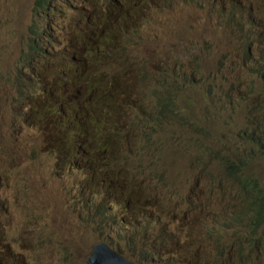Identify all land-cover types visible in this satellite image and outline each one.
I'll use <instances>...</instances> for the list:
<instances>
[{
    "label": "rangeland",
    "instance_id": "rangeland-1",
    "mask_svg": "<svg viewBox=\"0 0 264 264\" xmlns=\"http://www.w3.org/2000/svg\"><path fill=\"white\" fill-rule=\"evenodd\" d=\"M81 1L86 21L110 6L107 0ZM35 2L0 0V264H88L86 254L108 231L147 264H238V254L224 250L245 245L249 231L245 223L224 221L233 204L247 212L252 205L243 203L240 180L229 169L235 165L239 176L257 178L264 189V0H152L143 14L126 12L120 57L108 53V45L102 49L106 40L97 29L77 47L68 42L78 32L71 35L75 12L64 5L63 19L47 28L59 50L41 68L50 59L64 65L69 59L93 71L96 83L99 74L107 77L104 89L98 86L101 102L116 110L117 121L139 124L136 132L153 142L150 153H135L124 171L99 168L98 156L99 185L83 192L87 163L68 165L64 158L57 166L60 148L49 150L50 132L33 125L36 106L17 99L18 93L30 98L45 80L39 70L32 75L40 78L17 79H26L20 66L31 24L44 17ZM94 22L101 28L104 21ZM49 43L42 34L40 45ZM123 58L126 68L134 62L129 72L120 70ZM103 109L105 114L83 112L77 122L110 119ZM52 131L56 139L54 126ZM124 142L112 154L115 164L136 146L128 150ZM142 142L147 149L145 136ZM98 215L103 223L96 225ZM253 263L264 264V255Z\"/></svg>",
    "mask_w": 264,
    "mask_h": 264
},
{
    "label": "trees",
    "instance_id": "trees-1",
    "mask_svg": "<svg viewBox=\"0 0 264 264\" xmlns=\"http://www.w3.org/2000/svg\"><path fill=\"white\" fill-rule=\"evenodd\" d=\"M107 1L110 3V6L105 12L100 14L101 17H91L88 21H86L88 18L86 4H84V2L81 0H36V14L40 13L44 15V17L36 19L31 24V53L28 55V57H26L20 66V72L24 74L26 79L40 78L38 75H32L34 74L35 70H39L41 72V76L45 79L40 83L41 86L39 89L35 88L28 94L30 95V98L25 99V96H22L20 93H18L17 99L20 102H26V107L30 105L36 106L35 114L33 116L35 123L33 125L37 126L40 124L41 126L43 124L42 131L46 130L50 132L48 135H46L45 140V146L49 150H52V147L60 148L59 152L61 153V156H57V166L62 165L59 162L64 160V158L67 159L68 165L87 163L85 167L86 177L83 179L82 187L80 188V191L82 192L87 186L93 187L95 184L99 185L96 172L97 168H94L95 161L98 156H101L99 159V168L124 171V168H127V166L134 163L133 156L135 153L138 152L139 156L144 154L148 155L151 151L150 146L153 143L152 139L146 136L143 131L136 132L138 131L137 128H139L140 125L132 124L128 118L125 120L126 123H122V120H116L117 124L123 130L128 132V135H126L124 139L121 137L116 138L114 143L109 136L113 132H107V135H102L100 132V136L95 134L98 124H102L101 121L97 123L93 122L92 125L88 123L77 122L81 113L84 112L86 114H90L93 110L95 111L96 108L105 114V111L102 107V104L104 103L101 102V97L104 86L106 85L107 77H102L101 74H99V82L96 83L97 79L93 77V71H85L83 64L69 59L64 60L66 63H68V65L58 64L57 59H50V61H48L50 67L48 64H45L43 65L45 69L41 68V64L44 63L47 55L59 50L54 45V35L48 33L51 32V29H49V31L47 28H51L52 20L63 19V15L65 14L63 7L66 3L69 7L68 13L72 10L75 12L72 25L73 31L71 35H74L76 31L78 32L77 35L73 37V39H67L68 42L77 47L86 36L90 35L94 30L97 29L98 34L102 35L106 40L105 44L102 46V49L104 46L108 45V47H110V51L108 53H113L114 57L124 56V40H126V37L128 36V33L124 29V24L127 23L126 12L135 10L138 15L140 11L141 14H143L146 11L147 6L151 4L152 0ZM52 3L54 4L52 5ZM123 11L124 15H121ZM96 20L104 21L101 28H99L97 23L94 22ZM116 20L117 23L112 24ZM65 29H69V26H66ZM42 34L44 38H48L50 40V43L48 44L49 47L40 45V37ZM109 34H113V37L115 38L114 43H112L113 39ZM247 44L250 45L251 43L248 42ZM111 61H108V63ZM118 64L121 66L120 70L124 71L125 69L126 72H129V70L134 66V62H132L126 68L124 66V58L121 61L118 60ZM52 69L55 70L54 73L52 72ZM28 72H31V75H28ZM17 79L20 82L25 80L21 76H18ZM59 85H61V88L56 89V87ZM98 86L102 87L103 89H98ZM107 106L112 108L109 109L110 114L112 113V110L114 113L116 112V110L111 105ZM51 107H53L52 110H50ZM94 118H97L96 114L94 115ZM46 123L49 124L46 125ZM106 123L108 126L103 124L98 130H102L103 132L113 125L111 122ZM52 126L55 128V133L57 136L56 139H52L50 137L53 132ZM129 126L133 127V130H128V128H126ZM154 126L156 125H153L152 127ZM123 133H120V135ZM132 134L138 135L133 138L131 142H129L131 139L130 136H132ZM144 136L149 145L147 149L143 148L144 143L142 141ZM139 137H141L142 140L140 142H138ZM123 140L128 141L123 143L124 146H127V148L128 146L130 147L128 150L132 149V145L134 143L136 146L133 149L131 156L124 159L123 164L118 165L115 164L117 159L112 154L118 149L119 145H121V141ZM13 152L17 156L20 155V153L16 151ZM64 166L66 167V165ZM230 170L233 177H228L239 178L241 189L243 191L242 195L244 196L243 203L250 201L252 209L250 212H247L240 208L239 205L233 204V211L227 214L229 220L225 218L224 224L231 226V224L235 222L245 223L250 235V238L246 244H249L250 242H259L264 245V229H262L264 225V189L260 185V182L257 178H244L243 174L242 176H239L235 165H233L229 171ZM94 178H96V182L94 181ZM253 187H255V189ZM99 188L100 187L98 186L97 189ZM97 189L94 191L96 192ZM244 193H246V195H244ZM229 208H231V206ZM127 209L131 208L128 207ZM96 220V225L103 223V215H98ZM254 220H256V223H254ZM115 230L120 236H124L123 233H119L117 229ZM114 237H116L114 232L108 231L107 239L103 241L107 242L112 248L118 250L121 254L124 255V253H127L128 258L132 259L137 264H147L145 258H143V260L138 258L132 247H122L124 244L123 239L122 243L117 244ZM240 246L243 245H239L238 248ZM124 248L126 250H124ZM165 260L166 262H169V257Z\"/></svg>",
    "mask_w": 264,
    "mask_h": 264
},
{
    "label": "bare ground",
    "instance_id": "bare-ground-1",
    "mask_svg": "<svg viewBox=\"0 0 264 264\" xmlns=\"http://www.w3.org/2000/svg\"><path fill=\"white\" fill-rule=\"evenodd\" d=\"M29 46L30 43L28 47ZM31 49H32V39H31V46L29 47L28 54L26 55V57H28V55L30 54ZM28 73L30 74L31 72ZM27 82L28 79H25L23 81V83H27ZM23 95L27 96V93H24ZM254 223H256V220H254ZM230 249L232 250L233 254L238 253V261H237V257H235L238 264H254L253 262L256 256L264 255V245L259 242H255V243L250 242L249 244L240 246L238 249L226 248L224 250V255L226 253H229ZM250 258L252 259V261L250 260ZM85 260L88 264H137L132 259L121 254L118 250L112 248L107 242L103 240L94 243L92 251L86 254ZM226 263L235 264L232 263V261L230 260H226Z\"/></svg>",
    "mask_w": 264,
    "mask_h": 264
},
{
    "label": "clouds",
    "instance_id": "clouds-1",
    "mask_svg": "<svg viewBox=\"0 0 264 264\" xmlns=\"http://www.w3.org/2000/svg\"><path fill=\"white\" fill-rule=\"evenodd\" d=\"M226 4H228V6H231V4L229 3V2H227ZM232 7V6H231ZM230 7V8H231ZM252 68H254V66L252 67ZM102 107H105V108H107V109H112L111 107H108L107 105H104V104H102ZM114 113V112H113ZM113 113H111V118L110 119H105V118H103L102 119V124L101 125H103L106 121L107 122H110V121H113V125L111 126V127H109L107 130H104L103 132H101V134L102 135H107V132H113L112 134H110L109 136H110V138H111V140H112V142L114 143L115 142V140H116V138H118V137H122L121 135H120V133H123L125 130H123L118 124H117V121H116V119H115V115H113ZM101 125H99V127L96 129V131H95V134H97L98 136H100V131L98 130L99 128H100V126ZM180 126V125H179ZM181 127V126H180ZM181 128H183V127H181ZM126 132V131H125ZM139 134V133H138ZM138 134H136V135H134V134H132V136H137ZM20 161V159L17 161V162H19ZM102 190V189H101ZM102 193V192H101Z\"/></svg>",
    "mask_w": 264,
    "mask_h": 264
},
{
    "label": "water",
    "instance_id": "water-1",
    "mask_svg": "<svg viewBox=\"0 0 264 264\" xmlns=\"http://www.w3.org/2000/svg\"><path fill=\"white\" fill-rule=\"evenodd\" d=\"M105 245V244H104Z\"/></svg>",
    "mask_w": 264,
    "mask_h": 264
}]
</instances>
